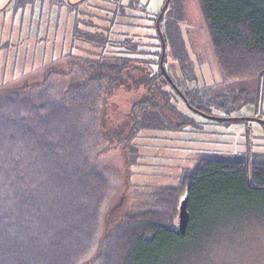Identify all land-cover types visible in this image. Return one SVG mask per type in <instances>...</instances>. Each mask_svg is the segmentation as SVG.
I'll return each instance as SVG.
<instances>
[{
    "label": "trees",
    "instance_id": "16d2710c",
    "mask_svg": "<svg viewBox=\"0 0 264 264\" xmlns=\"http://www.w3.org/2000/svg\"><path fill=\"white\" fill-rule=\"evenodd\" d=\"M36 1L13 0V6L24 9ZM85 1L50 0L75 12V38L96 48V57L78 56L81 75L73 78L68 98L58 101L47 86L34 96L0 98V264H83L89 256L110 185L92 162L88 141H123L122 125L105 124L110 96L130 89L139 94L129 109L136 132L200 127L202 121L188 115L186 105L207 122L248 121L209 115L216 107L230 117L262 97L264 0H198L223 80L192 88L176 84L165 66L167 51L161 64L158 30H144L154 31L160 11L148 12L142 0H102L109 6L100 25L80 16L90 13L81 7ZM171 2L161 17L165 45L184 79L193 81V62L177 27L176 2ZM181 180L158 190L152 208L126 216L105 242L98 264H163L170 248L175 251L196 237L205 222L264 218L262 154L204 152ZM183 199L189 222L180 233L175 217Z\"/></svg>",
    "mask_w": 264,
    "mask_h": 264
},
{
    "label": "rangeland",
    "instance_id": "374dc122",
    "mask_svg": "<svg viewBox=\"0 0 264 264\" xmlns=\"http://www.w3.org/2000/svg\"><path fill=\"white\" fill-rule=\"evenodd\" d=\"M141 2L153 14L161 11L165 0ZM175 2L177 20L180 21L177 27L193 62L196 78L193 81L184 79L169 45H165V66L168 65L176 84L182 88L222 81L223 73L199 1ZM106 6L109 5L102 0H87L81 7L92 14L80 16L104 24L106 21L100 16L108 14ZM74 21V11L50 0H37L24 9H15L13 0H0V98L13 93L34 96L46 86L54 89L51 95L58 101L68 98L73 91L69 87L73 78L78 80V74L81 75L80 64L83 63L78 56H97L95 47L75 38ZM144 30L157 33L156 28ZM262 82L260 101L257 104L246 102L232 111L231 116L260 114L264 118V79ZM225 88L230 89L229 86ZM138 97L139 94H134L131 89L109 97L105 124L113 129L122 125V142L102 138L88 141L92 162L106 175L110 190L100 206L95 245L83 264H98L105 242L124 220L129 219L126 216L152 208L156 192L161 188L182 184L181 179L193 169L204 152L226 157L250 149L253 154L264 155L262 123L256 120L207 122L187 105L184 107L186 113L201 120L200 127L190 126L182 131L148 127L136 132L129 109ZM226 113L211 108L213 115L225 117ZM132 131L135 134L131 138ZM178 220L177 215L176 226ZM164 259L163 264H264V218L205 222L196 237L175 251L174 247L170 248Z\"/></svg>",
    "mask_w": 264,
    "mask_h": 264
},
{
    "label": "water",
    "instance_id": "95a60500",
    "mask_svg": "<svg viewBox=\"0 0 264 264\" xmlns=\"http://www.w3.org/2000/svg\"><path fill=\"white\" fill-rule=\"evenodd\" d=\"M168 1L167 0L158 16L157 19V28L161 34L162 37V56H161V64L163 65V55L165 52V40H164V36L162 34L161 31V27H160V18L163 15L166 6L168 5ZM210 118H214V119H237V118H243V119H247V120H256L260 123H264V118L258 117V116H230V117H218V116H213V115H209ZM189 222V213L187 210V203H186V199H183L179 208V220H178V231L180 233H184L187 229V225Z\"/></svg>",
    "mask_w": 264,
    "mask_h": 264
},
{
    "label": "flooded vegetation",
    "instance_id": "af4514ba",
    "mask_svg": "<svg viewBox=\"0 0 264 264\" xmlns=\"http://www.w3.org/2000/svg\"><path fill=\"white\" fill-rule=\"evenodd\" d=\"M167 0H165V2H166ZM165 2H164V4H165ZM170 2H171V0H169L168 1V6L170 7L171 6V4H172V2H171V4H170ZM173 3H174V0H173ZM164 6V5H163ZM167 7V6H166ZM168 7V8H169ZM163 8V7H162ZM166 9V8H165ZM162 10V9H161ZM161 12V11H160ZM165 12V11H164ZM160 14V13H159ZM164 14V13H163ZM159 16V15H158ZM158 16H157V19H158ZM163 16V15H162ZM161 16V17H162ZM157 19H156V29L158 30V28H157ZM160 27H161V18H160ZM161 31H162V29H161ZM158 34H159V37L162 39V37H161V34H160V32H159V30H158ZM162 34H163V31H162ZM164 36V35H163Z\"/></svg>",
    "mask_w": 264,
    "mask_h": 264
}]
</instances>
